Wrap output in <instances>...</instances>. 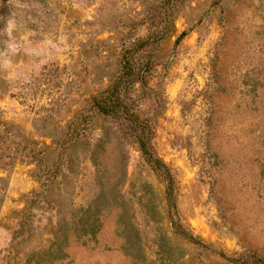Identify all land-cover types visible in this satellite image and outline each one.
Segmentation results:
<instances>
[{
  "label": "rangeland",
  "instance_id": "374dc122",
  "mask_svg": "<svg viewBox=\"0 0 264 264\" xmlns=\"http://www.w3.org/2000/svg\"><path fill=\"white\" fill-rule=\"evenodd\" d=\"M0 264H264V0H0Z\"/></svg>",
  "mask_w": 264,
  "mask_h": 264
},
{
  "label": "trees",
  "instance_id": "16d2710c",
  "mask_svg": "<svg viewBox=\"0 0 264 264\" xmlns=\"http://www.w3.org/2000/svg\"><path fill=\"white\" fill-rule=\"evenodd\" d=\"M117 91H118L117 87L113 86L112 88H110V90H108L106 92V94L111 95V97H107L106 98V100H109L110 101V106L112 104V95L116 94ZM101 98H103V96H100L99 97V99H101ZM105 103H107V101H105ZM102 110L104 111V109H102ZM105 111H106V109H105ZM144 152H145V150H144ZM148 153H151V151L148 152ZM151 160H152V162H153V164H154V166H155L156 169H160V168L164 167V165L159 160L154 159V156L153 155L151 156Z\"/></svg>",
  "mask_w": 264,
  "mask_h": 264
}]
</instances>
